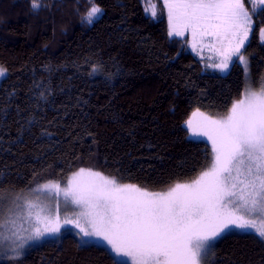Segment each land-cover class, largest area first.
I'll list each match as a JSON object with an SVG mask.
<instances>
[{
  "label": "trees",
  "instance_id": "obj_1",
  "mask_svg": "<svg viewBox=\"0 0 264 264\" xmlns=\"http://www.w3.org/2000/svg\"><path fill=\"white\" fill-rule=\"evenodd\" d=\"M157 17L146 0H95L104 14L82 17L89 0H0V189L27 190L65 181L80 167L153 190L192 180L212 162L207 137L186 125L199 109L226 114L247 87L242 64L223 73L190 47V36L169 37L166 7ZM246 7H249L245 0ZM251 11V7H249ZM241 50L253 83L264 76V14ZM99 75H89L93 66ZM41 94L45 97L41 98ZM211 264H264V240L239 231L214 244ZM0 264H120L104 247L81 245L74 234L29 249Z\"/></svg>",
  "mask_w": 264,
  "mask_h": 264
},
{
  "label": "snow or ice",
  "instance_id": "obj_2",
  "mask_svg": "<svg viewBox=\"0 0 264 264\" xmlns=\"http://www.w3.org/2000/svg\"><path fill=\"white\" fill-rule=\"evenodd\" d=\"M29 2L34 13L48 8L43 0ZM89 2L92 6L81 19L91 25L104 9L95 0ZM160 2L167 9L170 38L190 33L193 50L206 37L213 38L221 45V59L212 67L227 71L235 57L247 73L248 60L241 50L253 31V17L264 14V0H247L251 11L245 0ZM146 3L145 12L156 18V3ZM259 37L264 42V28ZM102 72V66L94 65L89 75ZM7 75L0 66V80ZM245 93L226 117L214 119L197 109L186 121L189 134L207 137L214 153L210 167L191 183L154 193L81 168L63 188L49 181L29 190L35 200L51 193L54 207L34 203L28 193L0 189V256L18 261L31 243L57 237L67 225L79 229L81 245L94 239L105 251L130 258L120 264H211L214 242L228 232L264 240V83L259 92L249 85ZM61 193L66 208L80 209L75 219L65 213L63 225Z\"/></svg>",
  "mask_w": 264,
  "mask_h": 264
},
{
  "label": "rangeland",
  "instance_id": "obj_3",
  "mask_svg": "<svg viewBox=\"0 0 264 264\" xmlns=\"http://www.w3.org/2000/svg\"><path fill=\"white\" fill-rule=\"evenodd\" d=\"M152 2H153V3H156L154 0H152ZM147 6H148V5H147ZM166 10H167V9H166ZM186 35H189V36H190V41H191L192 38H191L190 33H186L185 36H186ZM250 36H251V34H250ZM250 36H249V38H250ZM206 38H209V37H206ZM248 41H249V40H248ZM248 41H247V42H248ZM247 42H246V43H247ZM245 45H246V44H245ZM189 47L192 49L190 42H189ZM242 50H243V49H242ZM195 51L198 52L201 56H206V55H207V57H208L209 60H210V65H211V66H212L214 63H219V62H220V59H221L220 51H217V52H214V53H213V50H211L210 47H207L206 45H200V44L198 45V47H197V49H196ZM205 51H206V54H205ZM234 60H235V57L233 58V61H234ZM231 65H232V63L229 64V68H228V70H227V71H224L223 73L228 72L229 69H230V67H231ZM0 66H3V64L0 63ZM3 67H4V66H3ZM4 68H5V67H4ZM219 71H220V70H219ZM2 80H3V79H2ZM2 80H0V84H1ZM262 83H264V76L261 78V84H260V86L256 87V86L254 85V83H253V78H252V75H251L250 69L247 70V87L250 85V86H251V89H252L253 91L259 92L260 89H261ZM245 94H246V93H245V91H244L243 95H242L241 97L237 98L234 102H236V101H238V100L244 98ZM234 102H233V103H234ZM232 105H233V104H232ZM232 105H231V107H232ZM231 107H230V109H231ZM230 109H229V110H230ZM201 113H203V114L206 115V116H210V117H212V118H214V119H220V118L226 117V116L228 115L229 111H228L226 114H223V115H216V114H212V113H209V112H202V111H201ZM190 118L192 119L193 116H191ZM190 136H191V135H190ZM192 137L197 138L196 136H192ZM201 137H202V136H201ZM209 143H210V145H211L212 156L214 157V153H213V150H212V144H211V141H209ZM213 157H212V160H213ZM211 163H212V162H211ZM211 163H210V164L207 166V168H206L205 170H203L202 172L206 171V170L210 167ZM81 168L86 169V170H87V169H91L93 172L101 173L104 177L114 179V180H116L119 184H131V185H136V186H138L139 188H142V189H144V190H147L148 192H154V193L165 192V191H167L170 187L175 186V184H173V185H171V186H169V187H167V188H165V189H161V190H153V189H149V188H146V187H144V186H141V185H138V184H135V183L123 182V181L119 180V179H118L117 177H115V176H111V175H109V174H105L104 172H102V171H100V170L93 169V168H89V167H80V168H78L77 170L71 172L70 175L65 179L64 182H63V181H59V180H55V182L60 183V185H61L62 188L65 187V186H66V183H67L69 180L72 179L73 174L79 172V170H80ZM202 172H201V173H202ZM201 173H199V174H198L195 178H193L192 180L183 181V182H179V183H191L193 180L199 178V176H200ZM241 178H242V177H241ZM45 183H47V182H45ZM39 184H44V183H37V184H34V186L28 188L27 190H20V191H13V192H24V193H28V194H29V198L33 199V202H34V203H36V204H45V203H47L49 206L54 207V206H55V200H54V199H51V196H52L51 193H48V194H46V195H41L40 200H35L34 195L31 194V193L29 192L30 189L35 188V187H36L37 185H39ZM5 207H7V202H6V204H5ZM79 211H80V209L77 208V207L74 206V205H72V206H68V207L66 208V206H65V204H64V201H63V193L60 194V196H59V222H60L61 225H63V220H64V217H65V213H67V216H68L69 219H75V214H76V213H79ZM27 226H28V225L25 224V227H27ZM81 226H82V227H85V228L88 227V225H86V224L83 222V220H81ZM234 231H235V230H234ZM78 232H79V229L75 228L74 225H67V226H64V227L61 228V233H60L57 237L45 238V239L42 240V241L31 243V246H30V247H27V248L25 249V253H24V255H25V254L27 253V251H28L29 249H31L32 247H34V246H36V245H39V244H41V243H43V242H45V241H48V240H59L62 236L66 235V234H70V233H71V234H74V235H75L76 237H78L79 240H80V237L77 235ZM219 239H220V238H219ZM219 239H217V240L214 242V244H215ZM89 244H95V245H97V241L93 239V240H91V242H90ZM98 246H102V247L105 248L104 245H98ZM109 252H110V253L115 257V259H117L118 261L125 260V259H130V258H126V257H117V256H115L111 251H109ZM0 259H5V258H3L2 256H0Z\"/></svg>",
  "mask_w": 264,
  "mask_h": 264
},
{
  "label": "crops",
  "instance_id": "obj_4",
  "mask_svg": "<svg viewBox=\"0 0 264 264\" xmlns=\"http://www.w3.org/2000/svg\"><path fill=\"white\" fill-rule=\"evenodd\" d=\"M200 45H206L207 47H210L211 50H213V53L214 52H217L220 50V47L221 45L216 42L213 38H205L203 40V42L200 44ZM226 46V45H225ZM193 50V49H192ZM195 53H197L199 56H201L198 52H196L195 50H193ZM205 54H206V51H205ZM201 57H205V58H208L207 55L206 56H201ZM209 59V58H208Z\"/></svg>",
  "mask_w": 264,
  "mask_h": 264
}]
</instances>
